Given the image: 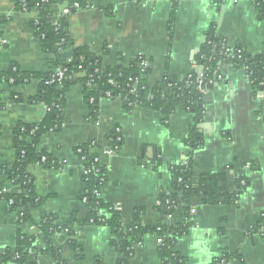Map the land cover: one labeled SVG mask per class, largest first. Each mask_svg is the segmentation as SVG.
<instances>
[{"label": "crops", "instance_id": "crops-1", "mask_svg": "<svg viewBox=\"0 0 264 264\" xmlns=\"http://www.w3.org/2000/svg\"><path fill=\"white\" fill-rule=\"evenodd\" d=\"M16 2L0 0V69L15 64L22 72H47V56L32 29L36 15L19 12ZM86 4L85 9L68 15H64L62 5H54L52 18H65L74 44L100 57L106 68L145 58L151 65L150 84L165 77L178 81L192 74L201 77L202 67L195 58L211 30L230 47L239 46L248 55H264V20L258 18L252 0H86ZM216 73V82L204 95L211 96V102L203 104L199 123L177 109L163 125L150 110L136 107L129 112L119 102L105 98L99 100L93 121L81 85L70 88L65 93L61 130L43 135L37 147L61 162L62 168L32 165L27 169L34 179L35 194L48 198L30 211L31 223L19 225L16 215L0 201V249H12L19 231L33 238L36 252L46 251L38 224L47 216H55L57 226L69 224L75 232L73 238L64 232L51 238L64 263L77 264L68 249L73 239L82 250L84 264L94 259L117 264L120 257L111 246L108 227L70 226L74 217L78 222L87 217L79 201L85 185L75 150L94 142L93 152L106 174L100 197L121 214L122 228L130 225L135 210L143 211L142 226L183 221L182 210L162 220L156 207L159 196L171 190L169 167L190 158L194 184L204 176L222 175L226 190L240 191V195L235 205L210 206L199 199L193 201L191 226L174 248L183 264H211L224 256L225 264H264V93L252 88L241 69L218 64ZM37 90L36 81L14 88L0 83L3 167L11 168L14 162L12 143L17 124H39L46 115L43 106L28 104ZM17 97L21 100L15 101ZM194 127L202 147L191 152L186 141ZM113 130L122 136L117 151L107 148L106 140ZM154 152L161 165L153 171L150 162ZM2 184L5 193L20 192L8 182ZM37 264L53 262L39 255ZM129 264H160L154 236L144 238Z\"/></svg>", "mask_w": 264, "mask_h": 264}, {"label": "trees", "instance_id": "trees-1", "mask_svg": "<svg viewBox=\"0 0 264 264\" xmlns=\"http://www.w3.org/2000/svg\"><path fill=\"white\" fill-rule=\"evenodd\" d=\"M252 1L258 18L264 20V0ZM64 4L68 5V14L83 10L87 6L86 0H17L16 8L19 12L36 15L32 29L41 52L47 56L48 71L26 73L20 71L15 64L9 65L5 70L0 69V83L10 88L23 87L36 81L37 94L28 100V104L41 105L46 112L39 124H17L13 131V165L11 168L0 165V201L6 203L8 212L16 215L19 225L31 223L30 211L42 206L48 199L35 194L34 179L28 175L27 169L32 165L52 170L62 168L61 162L39 152L37 147L43 135L61 130L65 93L73 86L81 85L84 100L90 109V119L93 121L96 120L99 100L105 98L119 102L129 112L136 107L150 110L160 118L163 125L177 109L191 114L195 123L201 122L204 96L197 91L196 82L201 78L208 89H211L218 78L216 73L218 64L238 70L244 68L252 88L264 93V55H248L241 47L235 46L233 58L220 57L219 47L216 45L225 41L215 37L212 30L207 33L206 42L195 58L196 64L203 69L201 77L192 74L190 80L182 81L165 77L156 84H150L148 78L151 74V65L148 62L145 68L140 67L146 60L143 57L114 68H106L100 57L86 47L74 44L68 33L65 18L53 25L51 7ZM75 4L77 7H73ZM57 70L63 71L60 81L55 75ZM90 99H93L92 104L89 102ZM20 100L17 97L15 101ZM106 141L107 148L113 151L119 150L122 146V136L118 130H113ZM93 143L90 142L75 150L78 160L84 162L83 167L87 172V175L82 177L85 187L79 197L80 203L85 199L81 206L87 211V217L82 222H78L74 217L70 226H76L78 229L87 225L108 227L112 235L111 246L121 258L117 264H129L131 246L142 244L144 238L149 235L161 239V243L158 244L160 264H183L182 257L171 250L187 234L191 226L190 211L193 201L199 199L202 204L210 206L220 203L235 205L238 201L240 191L228 192L223 186L222 175L204 176L194 184L189 158L186 166L173 164L169 167L171 190L159 196V205L156 207L162 220L169 218L177 210H182L183 221L178 224H162V221L156 226H142L143 211L135 210L130 225L123 230L121 214L113 206L104 203L100 195L94 193L99 192L106 182V174L104 168L94 162L98 155L90 150L95 148ZM186 144L191 152L202 147V138L195 127L190 131ZM150 164L153 171L161 165L157 152H154ZM2 181L18 187L20 192L17 194L3 192ZM55 222V216H47L38 224V229L45 237L46 251L36 252L33 249V238L17 231L14 247L0 249V264H37L39 255L49 257L53 264H66L62 261L59 250L53 247L51 238L59 232L73 238L75 232L68 228L69 224L60 227ZM68 249L74 255L77 264H84L82 250L73 239L68 242ZM226 261L227 258L224 256L211 264H225ZM91 264L103 263L99 259H94Z\"/></svg>", "mask_w": 264, "mask_h": 264}, {"label": "built area", "instance_id": "built-area-1", "mask_svg": "<svg viewBox=\"0 0 264 264\" xmlns=\"http://www.w3.org/2000/svg\"><path fill=\"white\" fill-rule=\"evenodd\" d=\"M62 6L64 7V10H63L64 15H68V13H69L68 5H67V4H64V5H62ZM73 7H77V5L75 4V5H73ZM59 21H60V20H56V19L54 20V19H53L52 23H53V25H56V24H58ZM216 47H217V48L219 47V54H218V56H220V57L226 56V57H228V58H233V48H234V47H230V46H228L225 42H220L218 45H216ZM147 63H148V62H147L146 60H144V62H142V63L140 64V67L145 68V67L148 65ZM219 65H220V64H219ZM201 69H202V68H201ZM241 70L245 72V69H244V68H242ZM202 71H203V69H202ZM55 72H56L55 75H56L57 80L60 81L61 78H62V76H63V71L57 70V71H55ZM190 79H191V75L187 76L184 80H190ZM179 81H180V80H179ZM181 81H182V80H181ZM59 86H60V85H59ZM196 89H197V91H198L201 95H203V96L206 95V94L209 92V89H208L207 85L203 83V81L201 80V78L198 79L197 82H196ZM89 102L92 104L93 99H90ZM46 111L48 112V110H46ZM93 144H94V143H93ZM90 150H91V152H93V151H94V148H91ZM79 161H80L81 164H82V177H83V176H86V175H87V172L84 170V167H83V166H84V162L81 161V160H79ZM94 162H95V163H99V158H96V159L94 160ZM181 165L186 166V165H187V160H184V161L181 163ZM3 192H5V191L3 190ZM94 193H95V195H97V196L100 195V191H99V192H94ZM81 203H85V199H83ZM81 203H80V204H81ZM158 205H159V203H158ZM193 214H194V211L191 210V211H190V216H191L190 223H191V220H192V216H193ZM122 229L124 230L125 228H122ZM156 240H157V243H158V244L161 243V239L156 238ZM140 245H141V244H136V245L131 246L130 259L133 257L135 249H136L137 247H139ZM171 251H172V252H175L174 249H172ZM119 260H121V258H120Z\"/></svg>", "mask_w": 264, "mask_h": 264}, {"label": "water", "instance_id": "water-1", "mask_svg": "<svg viewBox=\"0 0 264 264\" xmlns=\"http://www.w3.org/2000/svg\"><path fill=\"white\" fill-rule=\"evenodd\" d=\"M203 104L206 106L211 102V96H204L202 99Z\"/></svg>", "mask_w": 264, "mask_h": 264}]
</instances>
